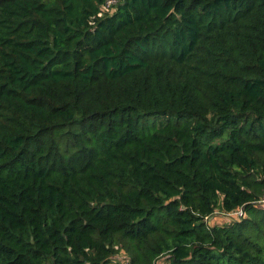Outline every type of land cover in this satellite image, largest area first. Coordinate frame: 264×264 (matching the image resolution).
<instances>
[{"label": "trees", "instance_id": "trees-1", "mask_svg": "<svg viewBox=\"0 0 264 264\" xmlns=\"http://www.w3.org/2000/svg\"><path fill=\"white\" fill-rule=\"evenodd\" d=\"M263 191L264 0H0V264H264Z\"/></svg>", "mask_w": 264, "mask_h": 264}, {"label": "rangeland", "instance_id": "rangeland-1", "mask_svg": "<svg viewBox=\"0 0 264 264\" xmlns=\"http://www.w3.org/2000/svg\"><path fill=\"white\" fill-rule=\"evenodd\" d=\"M229 218H232V216ZM234 219L235 218L233 217V219H231V220H234ZM227 222H228V219H227L226 215H221L219 213H215V215H213V217L209 219L210 225H213V224L224 225ZM121 260H122V258H121ZM166 263L167 262H165L164 258L159 260V264H166Z\"/></svg>", "mask_w": 264, "mask_h": 264}, {"label": "built area", "instance_id": "built-area-1", "mask_svg": "<svg viewBox=\"0 0 264 264\" xmlns=\"http://www.w3.org/2000/svg\"><path fill=\"white\" fill-rule=\"evenodd\" d=\"M113 2L114 1H107V3H106V7L108 8V7H110L112 4H113ZM259 203H262L263 205H264V191H263V195H262V198H261V200L259 201ZM242 215V211L241 210H239L238 212H235V213H233V214H229V215H226V217H227V219H233V217H237V216H241ZM232 216V218H229V217H231Z\"/></svg>", "mask_w": 264, "mask_h": 264}]
</instances>
